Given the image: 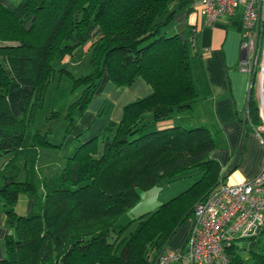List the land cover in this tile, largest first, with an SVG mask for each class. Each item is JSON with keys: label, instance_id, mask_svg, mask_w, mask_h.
Listing matches in <instances>:
<instances>
[{"label": "trees", "instance_id": "obj_1", "mask_svg": "<svg viewBox=\"0 0 264 264\" xmlns=\"http://www.w3.org/2000/svg\"><path fill=\"white\" fill-rule=\"evenodd\" d=\"M194 1L0 0V153L12 156L0 171V218L6 215L12 230L0 264H158L196 204L217 186L222 175L211 157L210 130L159 127L197 99L190 45L167 30ZM95 28L103 37L91 46V73L74 80L75 90L83 92L66 118L73 124L85 114L105 78L116 86L143 79L153 93L125 107L120 123L109 121L60 170L47 172L40 182L41 211L19 215V197L37 195L40 153L61 147L48 134L31 132L34 114L56 73L71 76L59 66ZM255 83L245 110L249 121L244 118L254 131L262 125ZM191 172L196 182L186 192L120 224L140 201V191ZM237 242L226 249L229 264H247ZM255 258L264 264V256Z\"/></svg>", "mask_w": 264, "mask_h": 264}, {"label": "crops", "instance_id": "obj_2", "mask_svg": "<svg viewBox=\"0 0 264 264\" xmlns=\"http://www.w3.org/2000/svg\"><path fill=\"white\" fill-rule=\"evenodd\" d=\"M242 17L243 11L242 15L237 12L234 17L223 16L208 26L203 16L187 7L175 16L167 28L168 33L181 35L189 45L192 33L196 38V49L190 48L197 99L191 109L159 124L160 128L182 126L189 129H209L215 141V150L211 157L219 164L220 173L229 184L247 183L257 177L264 167V145L259 135L244 122L250 78L239 70L243 39ZM102 37L101 29L95 28L85 45L87 50L90 51L91 46ZM152 93V87L143 79H138L131 86H116L105 78L99 92L82 116L81 131H89L84 143L100 136L109 121L120 123L125 107L151 96ZM25 206L28 213L24 212L22 215L31 212L33 201L27 198ZM16 213L19 214L18 210ZM192 224L193 217L186 226L180 227L168 246L169 251L187 250ZM11 232L6 215H2L0 258L5 255L4 239ZM241 242H244L243 245ZM237 245L247 264H257L255 256H264V229L258 238L240 240Z\"/></svg>", "mask_w": 264, "mask_h": 264}, {"label": "built area", "instance_id": "obj_3", "mask_svg": "<svg viewBox=\"0 0 264 264\" xmlns=\"http://www.w3.org/2000/svg\"><path fill=\"white\" fill-rule=\"evenodd\" d=\"M192 9L208 26L243 11L239 70L258 88L262 125L255 130L264 145V0H196ZM195 35L190 47L196 49ZM248 120V115H245ZM264 229V167L247 183L229 184L221 177L206 199L195 206L186 251H166L158 264H229L226 249L234 242L259 237Z\"/></svg>", "mask_w": 264, "mask_h": 264}, {"label": "rangeland", "instance_id": "obj_4", "mask_svg": "<svg viewBox=\"0 0 264 264\" xmlns=\"http://www.w3.org/2000/svg\"><path fill=\"white\" fill-rule=\"evenodd\" d=\"M238 14L242 15V9L238 11ZM85 45H81L77 49V54L74 57L67 56L64 58L62 65L59 66V70L65 68L71 76L65 74L61 76L60 71L56 73L48 87L44 106L35 112L32 119L30 126L32 133L40 131L45 135L48 134L49 141L55 145H61V147L43 150L40 153L37 163V179L35 180L39 187L37 195L27 194L26 196L21 195L19 197L15 209L18 210L20 215L24 214V212L28 213L25 206L27 198L33 201L31 212L33 210L41 211L42 195L44 192L40 186L42 177L47 172L48 175H51L54 174V171L60 170L65 159L74 154L75 150L84 143V138L89 132L86 129L81 131V127L83 126L82 116L76 117V122L73 124L66 118L70 106L79 100L83 92V88L75 90L74 80L90 74L92 70L90 64L91 51H88ZM255 87L258 95L256 83ZM56 112L61 115L60 118L52 117V114ZM11 157L10 154L0 153V171L4 169ZM194 174L191 172L181 180H177L171 184L163 183L150 191H140V201L121 218L120 224H128L133 219L156 210L157 207L186 192L196 182ZM188 223L189 220L182 226H186ZM136 226L137 223L132 226L131 230H134ZM243 243L241 242L240 244L243 245ZM243 256L245 255L243 254Z\"/></svg>", "mask_w": 264, "mask_h": 264}]
</instances>
